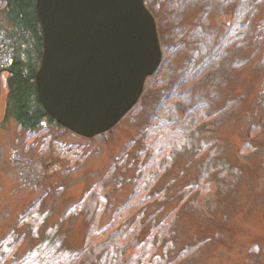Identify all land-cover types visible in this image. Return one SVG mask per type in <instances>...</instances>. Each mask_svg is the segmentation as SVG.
Here are the masks:
<instances>
[{
  "label": "rangeland",
  "instance_id": "rangeland-1",
  "mask_svg": "<svg viewBox=\"0 0 264 264\" xmlns=\"http://www.w3.org/2000/svg\"><path fill=\"white\" fill-rule=\"evenodd\" d=\"M145 2L162 62L132 109L91 138L48 121L22 127L8 113L13 51L27 62L38 57L0 5V264L48 245L52 254L64 240L79 247L90 207L86 247L95 252L143 173L153 195L147 211L173 217L151 219L162 241L149 234L125 261L264 264V0ZM110 249L99 262H119Z\"/></svg>",
  "mask_w": 264,
  "mask_h": 264
},
{
  "label": "water",
  "instance_id": "water-1",
  "mask_svg": "<svg viewBox=\"0 0 264 264\" xmlns=\"http://www.w3.org/2000/svg\"><path fill=\"white\" fill-rule=\"evenodd\" d=\"M146 0H36L43 54L35 81L47 112L84 137L113 128L162 62Z\"/></svg>",
  "mask_w": 264,
  "mask_h": 264
},
{
  "label": "trees",
  "instance_id": "trees-1",
  "mask_svg": "<svg viewBox=\"0 0 264 264\" xmlns=\"http://www.w3.org/2000/svg\"><path fill=\"white\" fill-rule=\"evenodd\" d=\"M0 5H2L3 10L8 13V17L11 21H16L19 26L21 25L19 31L22 40L26 42L27 35L31 37L38 57L37 61L34 59L27 62L23 57L16 55V51H13L14 59L10 62L9 67L6 70L9 73L7 85L10 88L7 97L8 113L12 114L22 127L32 130L39 127L44 121L61 126L47 112L38 98L35 76L43 54V33L37 11L36 0H0ZM141 157H143V155ZM149 174L152 176L153 173L150 172ZM143 176L147 177L145 173L142 174V177ZM143 178H140L134 192L130 195L126 205L123 207L122 212L116 213L115 217L113 216L112 224H106L109 228H112L113 235H111L109 239H102L95 244L97 246L95 252L92 251L91 247L89 249L92 252H89L86 247L88 244L86 240L88 233L86 228L88 223L87 219L92 218V207H90L88 209L90 216L86 217L85 215L83 217L85 225L78 236V240L81 238L80 241L82 242L79 247H73V245H71L72 242L69 243V241L66 240L62 241L59 246L55 247L54 244H57V242L52 241L51 244H53L55 248L52 254H49L50 246L48 245V247L39 248L36 253L30 252L26 256H16L10 264H108V260L99 262L100 259H98V255L105 253L107 255L111 252L110 248L114 246L117 247V255L115 254L116 256H114V260H112L113 262L119 261L117 264H133L134 262L137 264L141 263L140 260L136 259L133 255H136L140 248L143 249L146 247L143 245L148 243L149 234L153 235V241H162L160 233L155 232V229L158 228L159 224L154 225L150 220L153 219L154 222L159 221L161 216L164 215V213H160L158 209H153L150 212L147 211L146 205L151 202L153 195L152 197H147L149 186H147L146 181L142 180ZM98 198L99 196L97 192L91 194L90 202L92 205L97 202ZM77 215H79V213ZM22 216L21 221L25 218V215ZM172 217L173 213H169L168 215L165 214L162 222L165 224V222H169L166 221V219H171ZM72 219L75 220L76 217H73ZM68 220L69 217L67 219L64 218V221L60 219L58 222L62 226ZM21 221L20 224H24V222ZM164 224L162 227H164ZM61 226H58V229H60ZM63 226H66V224ZM95 227L97 226L94 225L92 230ZM104 227L105 225L101 228L104 229ZM65 229L67 228L65 227ZM54 234L61 236V231L55 230ZM123 234H127L125 237H127L128 240L120 246L116 240ZM43 236L45 237L46 235L44 234ZM74 239H77V237H74ZM115 242L117 244H115ZM47 244H49V242ZM128 248H133L135 252L125 261L126 258L124 256L127 254L126 252ZM89 254L92 255L88 257ZM186 255L187 253L182 251L180 252L178 259H182ZM144 264H150V261L146 260ZM172 264L174 263L172 262Z\"/></svg>",
  "mask_w": 264,
  "mask_h": 264
}]
</instances>
